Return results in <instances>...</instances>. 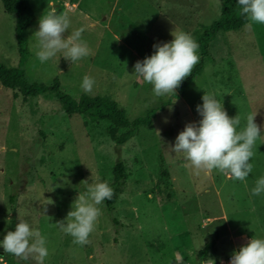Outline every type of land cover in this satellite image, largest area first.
I'll use <instances>...</instances> for the list:
<instances>
[{
	"label": "rangeland",
	"instance_id": "374dc122",
	"mask_svg": "<svg viewBox=\"0 0 264 264\" xmlns=\"http://www.w3.org/2000/svg\"><path fill=\"white\" fill-rule=\"evenodd\" d=\"M30 6L36 20L26 31L29 56L22 68L28 80L50 83L57 77L61 89L76 99L108 96L130 120L167 104L118 152L108 121L86 126L81 114H65L57 98L23 101L0 84V242L15 231L19 214L46 238L44 264H202L196 252L209 240L217 244L208 258L219 260L255 236L264 238V193L251 194L256 179L264 176V25L248 22L218 32L209 46L213 61H205L183 94L176 89L156 96L153 85L134 74L136 62L150 57L154 44L171 42L175 29L193 35L199 24L211 23L220 13V0H30ZM50 11L68 13L65 39L85 29L89 56L72 64L60 52L40 63L34 33ZM14 21L0 0V63L8 67L19 63ZM85 75L95 80L91 93L80 87ZM205 91L230 118L240 116L237 131L250 113H257L261 134L245 181L217 170L197 171L183 153L172 151L185 126L202 119L196 109ZM118 155L127 173L124 191L111 212L104 202L98 206L91 244H74L56 224L66 223L74 201L86 192L83 181L112 179ZM160 155L167 177L160 174ZM0 246V264H36Z\"/></svg>",
	"mask_w": 264,
	"mask_h": 264
},
{
	"label": "clouds",
	"instance_id": "9594fccd",
	"mask_svg": "<svg viewBox=\"0 0 264 264\" xmlns=\"http://www.w3.org/2000/svg\"><path fill=\"white\" fill-rule=\"evenodd\" d=\"M240 15L249 23L264 25V0H238ZM71 27L67 12L57 14L46 12L39 21V30L34 33L36 39L35 55L40 63H45L63 52V57L72 64L89 56L90 49L82 39L84 28L71 32L65 39L63 34ZM174 39L167 43L154 44V53L143 61H137L134 69L138 77L153 85L156 96L175 94L182 81L191 75L194 66L199 62L197 54L199 45L190 33L175 29ZM95 84L94 78L85 75L80 85L82 91L91 93ZM230 94V93H229ZM203 104L197 105V112L202 119L197 123H188L176 137L172 151L183 153L184 158L197 171L218 172L229 178L245 181L253 171L250 160L254 157L253 147L261 134L255 122L257 113H250L246 123L241 125L240 116L230 118L223 105L214 94L205 91ZM165 122L167 118H165ZM132 141H129V144ZM86 185V192L80 194L69 211L66 223L58 222L56 226L65 234L73 237V243L80 246L91 244L90 234L101 214L98 207L114 196V189L107 181ZM264 193V176L256 179L251 190L253 196ZM49 203H52L49 200ZM15 231H8L2 243L5 253L36 264H44L49 255L46 238L39 230H33L20 216ZM202 264H207L203 261ZM230 264H264V238H252L246 245L232 254Z\"/></svg>",
	"mask_w": 264,
	"mask_h": 264
},
{
	"label": "trees",
	"instance_id": "16d2710c",
	"mask_svg": "<svg viewBox=\"0 0 264 264\" xmlns=\"http://www.w3.org/2000/svg\"><path fill=\"white\" fill-rule=\"evenodd\" d=\"M5 12L13 14L15 18L14 30L19 53V63L17 67H8L0 63V84L12 90V95L16 98L21 95L22 100L26 101L30 97H42L44 99L57 98L65 114L79 113L84 117V124L87 126L91 122L100 120L108 121L112 126L109 127V136L114 141L116 150L120 152V146L124 145L130 138L135 136L142 126L149 125L155 118L158 111L163 110L167 103L152 107L144 115L137 116L130 120L125 109L108 96L83 94L78 99L63 91L60 80L54 77L50 83L42 81H30L27 79L22 68L29 56L28 41L26 37L27 28L36 20V14L30 6V0H1ZM238 0H220V13L209 24H199L193 32L192 37L199 45L201 52L200 62L197 63L191 75L185 78L178 91L183 94L186 87L190 85L195 75L201 71L206 60L213 61L209 52L210 42L215 39L218 32H228L240 28L248 23L240 15ZM44 136V133L42 132ZM162 176H169L164 168V158L160 155ZM127 178L124 161L118 155L113 168L112 179L108 182L114 189V196L111 200L104 201L106 210L111 212L117 197L124 191ZM14 195L10 196L11 203L14 202ZM114 224L118 220L112 218ZM217 239H212L203 244L196 252L197 260L202 263L212 253L216 251Z\"/></svg>",
	"mask_w": 264,
	"mask_h": 264
},
{
	"label": "built area",
	"instance_id": "2783aa9c",
	"mask_svg": "<svg viewBox=\"0 0 264 264\" xmlns=\"http://www.w3.org/2000/svg\"><path fill=\"white\" fill-rule=\"evenodd\" d=\"M233 253L226 255L225 257H223V259L213 260L211 258H207L205 261L207 262V264H230Z\"/></svg>",
	"mask_w": 264,
	"mask_h": 264
},
{
	"label": "water",
	"instance_id": "95a60500",
	"mask_svg": "<svg viewBox=\"0 0 264 264\" xmlns=\"http://www.w3.org/2000/svg\"><path fill=\"white\" fill-rule=\"evenodd\" d=\"M1 248H2V247L0 246V250H1Z\"/></svg>",
	"mask_w": 264,
	"mask_h": 264
}]
</instances>
